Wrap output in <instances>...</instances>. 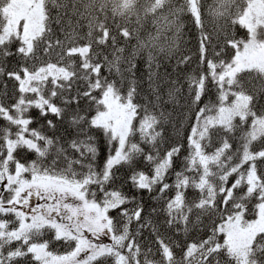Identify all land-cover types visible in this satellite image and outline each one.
Returning a JSON list of instances; mask_svg holds the SVG:
<instances>
[{
  "label": "snow or ice",
  "instance_id": "snow-or-ice-1",
  "mask_svg": "<svg viewBox=\"0 0 264 264\" xmlns=\"http://www.w3.org/2000/svg\"><path fill=\"white\" fill-rule=\"evenodd\" d=\"M81 3L0 0V58H18V68L6 73L16 82L17 95L7 105L0 100V120L6 122L0 126V264H264V168L257 165L264 163V109L254 110L255 97L239 80L245 72L264 78V0H216L212 14L225 18L229 31L238 27L244 33L226 35L219 51L204 28L201 0H144L142 13L141 0H87L83 11L77 7ZM184 14L199 29L197 57L203 69L188 79L191 103L199 105L209 85L218 96L215 104L195 109L188 155L173 171L184 146L160 155L165 114L159 109L167 101L158 68L160 58L171 60L179 50ZM71 16L77 17L75 24ZM133 17L135 29L119 22ZM149 17L152 30L142 36ZM54 26L63 39L55 36ZM78 28L87 31L81 35ZM121 40L136 41L127 55ZM226 47L234 50L228 60ZM57 48L55 62L41 59ZM138 57L147 72L142 103L137 101ZM191 61V55H182L177 67ZM172 84L169 100L179 91ZM32 109L45 118L43 125L32 127ZM58 123L67 124L64 134L49 135L45 129L57 130ZM245 125L241 146L234 150L228 135ZM213 129L224 135L209 151ZM97 135L106 137L109 148L100 167ZM257 141L261 146L253 151ZM140 157L150 170L133 168L128 180L138 190L157 191L170 228L195 227L194 211L197 222L204 216L212 221L207 237L185 244L180 258L174 251L178 245L144 215L143 203L109 187L120 166L132 167ZM189 189L196 190L195 200L186 198ZM129 203L135 207H126ZM116 210L122 219L110 214ZM146 227L154 234L155 253L138 239ZM46 231L51 239H41ZM52 241L74 242V247L59 254L50 250Z\"/></svg>",
  "mask_w": 264,
  "mask_h": 264
},
{
  "label": "trees",
  "instance_id": "trees-1",
  "mask_svg": "<svg viewBox=\"0 0 264 264\" xmlns=\"http://www.w3.org/2000/svg\"><path fill=\"white\" fill-rule=\"evenodd\" d=\"M87 3V0H83V3L78 4L77 7L80 11L84 10V4ZM144 4V0H141L140 11L142 13V5ZM217 7L216 0H201V12H202V20L204 24L205 30L210 34L212 38V43L217 45L216 51L220 50V46L224 44L226 35H236L242 36L243 30L237 28H233L229 31L228 27L225 23V18L217 17L212 14V10ZM57 9L53 8V14H55ZM231 11H235V6L233 5ZM68 17H65L67 20ZM73 24H75L77 17L71 16ZM182 20V38L179 41V50L173 56L171 60L161 59L160 67L158 68L159 79L158 83H160L162 89L164 90V100L167 101L166 104L162 105L159 109L163 111L165 114L163 129L164 134L163 137L159 140V152L160 155H163L165 151L176 144H181L184 147L181 148V152L178 157L175 158L174 161V169L173 171L179 169L183 163L184 158L188 155V142L187 138L190 134V129L192 124L194 123L195 117V109L197 107H203L205 104H215L217 102L218 92L216 90L215 85H209V90L206 91L204 97H202L201 103L199 105H194L191 103V97L188 92V79L191 75L196 74L202 71V67L198 64L197 57V47H198V37H199V29L194 24L192 17L190 14H184L181 17ZM120 23L126 24L130 29H135L138 27L135 17L130 20H119ZM85 23V21H81V24ZM55 28V36L63 39V33L60 31L59 26H54ZM151 29V17H149L147 22H144V28L141 30V35H145L147 31ZM77 31L83 35L84 32L87 31L86 28H78ZM83 42V41H81ZM136 41L132 40L130 42L121 40V46L126 48L125 55H127L128 51L132 49V46L135 45ZM211 51V50H210ZM60 52V49H54L49 56L41 55V59H51L53 62L57 59V53ZM182 55H191L192 61L188 64L179 65L177 67V61ZM234 55V50L231 47H226L223 53V58L228 60L231 56ZM16 57H3L0 58V66H3L5 69V74H0V100H2L6 105L11 103L17 93H16V82L12 79H9L6 75L7 71L18 68ZM137 64L140 67L141 71L137 74L139 77H142L140 80V87L138 88V92L140 95L137 97L138 102H143L144 97L146 95L147 90V72L145 70V61L144 58L138 57ZM102 74L107 75L106 68H102ZM240 83L243 86V89L248 93L252 94L255 97L254 100V110L259 112L264 109V78H261L256 73H242L239 76ZM172 82H176L175 87L179 88V91L176 92L174 100H169L167 96V90L174 85ZM78 87L83 89L85 84L83 81L78 82ZM232 98L230 97V100ZM81 107L87 108L88 104L84 101H81ZM33 117L36 118V122L32 125V127H39L45 123V118L39 117L38 110L32 109L30 113ZM47 119H54V117H47ZM234 123H239V121H235ZM250 123V121H249ZM6 122L0 120V126H5ZM67 127L66 123L59 124L57 130H47L49 135L53 134V131L56 132L57 135H62L65 132V128ZM247 129V125L244 128H238L234 134H229L228 139L229 142L233 145V149H238L242 143V135L243 132ZM224 134L219 129L211 130L212 136V144L209 147V151L215 149L216 146L219 145L220 138ZM71 137L69 136V139ZM139 142V138H135ZM96 143L99 149L98 156L96 158V164L98 167L103 165V162L107 159L109 148L106 137H102L100 135L96 136ZM261 146V142H254L252 145V150H258ZM258 169L264 168V163L257 161ZM247 167V165H245ZM133 168L136 170H144L149 171L151 165L143 159V157L138 158L137 162L132 166L122 165L119 167L117 171V176L115 182L110 184V188H116L124 192L125 194L131 196H135L136 200L143 203L145 213L144 215H150V218L153 222V225L158 228L160 231L164 232V234L170 237L178 247L174 249L177 258H180L183 254L184 246L187 243H190L194 240H199L206 238L211 229L212 221L209 220L206 216L202 217L201 221L197 222L195 219V211L191 219L196 224L195 227L190 226L187 232L177 231V226H172L171 228L165 223L166 214L163 209L164 201L163 199L158 197L157 191L147 192L141 191L132 186L129 182L128 177L131 174ZM172 173H169L168 181L171 182ZM231 182V178H230ZM99 195V193H98ZM197 192L194 189H189L186 193V198L188 200H195L197 198ZM154 197H157L154 199ZM129 209L135 207V203H129L126 205ZM156 208L157 213H151V209ZM111 215L115 216L118 220L122 219L119 216V210H116ZM132 229L136 228V223L133 222ZM182 227V226H180ZM52 233L46 231V234L41 239H51ZM142 247L152 248L155 253V244H154V234L152 229L146 227L143 229L142 233L138 237ZM74 247V242L66 243L64 241H52L50 244V250L63 254L69 250L71 247ZM15 247V244L13 245ZM155 259H159V254H155Z\"/></svg>",
  "mask_w": 264,
  "mask_h": 264
},
{
  "label": "rangeland",
  "instance_id": "rangeland-1",
  "mask_svg": "<svg viewBox=\"0 0 264 264\" xmlns=\"http://www.w3.org/2000/svg\"><path fill=\"white\" fill-rule=\"evenodd\" d=\"M105 243H110L111 241L108 238H102Z\"/></svg>",
  "mask_w": 264,
  "mask_h": 264
}]
</instances>
